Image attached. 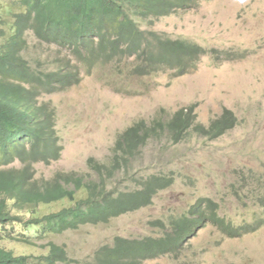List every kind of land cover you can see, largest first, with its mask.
<instances>
[{
  "label": "trees",
  "instance_id": "1",
  "mask_svg": "<svg viewBox=\"0 0 264 264\" xmlns=\"http://www.w3.org/2000/svg\"><path fill=\"white\" fill-rule=\"evenodd\" d=\"M198 5V0H8L0 4V264H79L56 243L47 244L48 251L41 256L20 255L7 246L30 245L26 234L17 235L16 230L37 229L42 239L83 226L106 225L151 206L174 181L140 175L138 165L146 147L161 141L179 144L193 132L218 139L238 126L231 110L205 126L198 122L195 105L183 107L165 119L135 122L117 138L107 161L89 159L88 173L58 172L51 179L36 178L35 165H52L64 152L57 110L43 98L71 89L80 84L82 74L91 75L99 68L105 72L104 83L110 84L108 65L120 74L127 71V81L145 79L162 68L179 76L190 73L207 50L160 34L153 26ZM30 38L36 39V52ZM39 46L46 49L44 58ZM116 91L123 93L121 88ZM62 202L66 205L61 210L40 212ZM218 211L215 202L202 198L184 216L172 217L168 226L157 222L156 227L165 231L162 236H116L97 250L93 262L83 264H144L176 254L206 224L237 235Z\"/></svg>",
  "mask_w": 264,
  "mask_h": 264
},
{
  "label": "rangeland",
  "instance_id": "2",
  "mask_svg": "<svg viewBox=\"0 0 264 264\" xmlns=\"http://www.w3.org/2000/svg\"><path fill=\"white\" fill-rule=\"evenodd\" d=\"M198 2L195 9L178 11L153 26L160 34L207 50L190 73L179 76L162 68L145 79L127 81L125 67L120 74L108 65L110 84L104 83L105 72L99 68L91 75L82 74L80 84L71 89L43 98L57 110L64 152L52 165H35L36 178L88 173L89 159L107 161L117 138L135 122L165 119L183 107L195 105L198 122L205 126L229 109L238 126L218 139L193 132L179 144L161 141L146 147L138 165L140 175L174 181L151 206L106 225L83 226L42 239L37 229L16 230L17 235L26 234L30 245L8 248L20 255L41 256L52 242L64 246L79 264L93 262L97 250L116 236H162L165 231L156 227L157 222L168 226L172 217L184 216L204 198L217 204L218 213L227 217L237 235L206 224L181 252L144 264H264V0ZM30 44L36 52V39L30 38ZM38 50L44 58L46 49ZM65 205L54 204L40 212H56Z\"/></svg>",
  "mask_w": 264,
  "mask_h": 264
},
{
  "label": "clouds",
  "instance_id": "3",
  "mask_svg": "<svg viewBox=\"0 0 264 264\" xmlns=\"http://www.w3.org/2000/svg\"><path fill=\"white\" fill-rule=\"evenodd\" d=\"M229 110V109H228ZM262 192H263V194H264V190H262ZM202 199V198H201ZM218 209H219V207H218ZM227 218V217H226ZM228 220V219H227ZM229 223H230V226H231V228L233 229V230H235L236 228H234L233 227V225H232V223L230 222V221H228Z\"/></svg>",
  "mask_w": 264,
  "mask_h": 264
}]
</instances>
